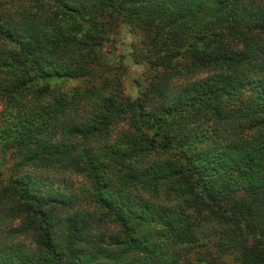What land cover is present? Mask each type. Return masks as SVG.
Listing matches in <instances>:
<instances>
[{"label":"trees","instance_id":"obj_1","mask_svg":"<svg viewBox=\"0 0 264 264\" xmlns=\"http://www.w3.org/2000/svg\"><path fill=\"white\" fill-rule=\"evenodd\" d=\"M0 106V264H264V0H0Z\"/></svg>","mask_w":264,"mask_h":264},{"label":"rangeland","instance_id":"obj_2","mask_svg":"<svg viewBox=\"0 0 264 264\" xmlns=\"http://www.w3.org/2000/svg\"><path fill=\"white\" fill-rule=\"evenodd\" d=\"M105 43L107 55L113 57L115 62L121 61L120 76L123 79L124 90L127 97L135 99L139 95L138 81L146 86L148 65L142 63V56L145 54V40L140 35L127 34L122 31L116 36H111ZM239 46V43L237 44ZM240 47V46H239ZM140 58V59H139ZM51 87L63 86L64 91H73L78 85L75 81L62 84L61 81H46ZM2 107L0 106V111ZM1 142V141H0ZM0 144V182L10 175L9 168L12 165L9 157H4ZM70 180L79 185L81 180L77 177H70ZM192 261L196 260V253L189 256ZM188 256L187 259L189 260Z\"/></svg>","mask_w":264,"mask_h":264}]
</instances>
